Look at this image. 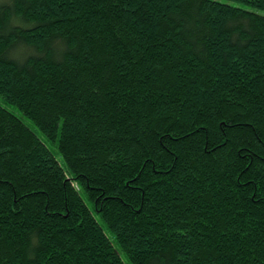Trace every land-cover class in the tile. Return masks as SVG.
<instances>
[{"label":"trees","instance_id":"obj_1","mask_svg":"<svg viewBox=\"0 0 264 264\" xmlns=\"http://www.w3.org/2000/svg\"><path fill=\"white\" fill-rule=\"evenodd\" d=\"M0 37V96L65 163L0 105V264H264V15L0 0Z\"/></svg>","mask_w":264,"mask_h":264},{"label":"rangeland","instance_id":"obj_2","mask_svg":"<svg viewBox=\"0 0 264 264\" xmlns=\"http://www.w3.org/2000/svg\"><path fill=\"white\" fill-rule=\"evenodd\" d=\"M221 2H225V3H228V4H231L233 5L231 2H229V0H220ZM244 9H247V10H252V11H257L259 12L260 14L264 13V11L262 10H257L253 7H250V6H246L243 7ZM1 97V96H0ZM4 107H6L10 112H12L13 114H15L16 116L20 117L32 130H34L37 135L42 139L44 140L48 146L51 148V150L57 155L58 159L61 161V163L65 166V163L63 161V159L58 155V150L56 149V145L52 142H50L34 125L33 123L28 119L26 118L25 116L22 115V113L19 111V109L13 105H9L7 103L5 104H0ZM91 206V205H90Z\"/></svg>","mask_w":264,"mask_h":264},{"label":"snow or ice","instance_id":"obj_3","mask_svg":"<svg viewBox=\"0 0 264 264\" xmlns=\"http://www.w3.org/2000/svg\"><path fill=\"white\" fill-rule=\"evenodd\" d=\"M233 4L234 9L238 10L240 8L245 7V4L247 0H229ZM264 15V13H262ZM0 39H3L0 37ZM35 50H22L18 53V56L21 57L24 60H27L33 56ZM5 100L3 97H0V104H5ZM53 140H55V136L53 135ZM69 172H71V168L68 169ZM69 183H71V180H69Z\"/></svg>","mask_w":264,"mask_h":264}]
</instances>
